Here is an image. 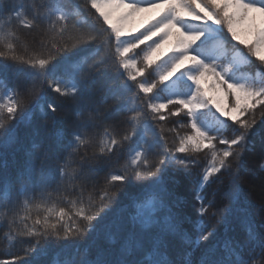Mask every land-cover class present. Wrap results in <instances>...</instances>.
<instances>
[{"label": "snow or ice", "instance_id": "6c2138e0", "mask_svg": "<svg viewBox=\"0 0 264 264\" xmlns=\"http://www.w3.org/2000/svg\"><path fill=\"white\" fill-rule=\"evenodd\" d=\"M0 48V193L24 212L2 218L29 238L0 264H264V163L242 185L245 156L264 158V0H0ZM35 106L44 123L15 127ZM202 153L189 234L176 193Z\"/></svg>", "mask_w": 264, "mask_h": 264}, {"label": "trees", "instance_id": "16d2710c", "mask_svg": "<svg viewBox=\"0 0 264 264\" xmlns=\"http://www.w3.org/2000/svg\"><path fill=\"white\" fill-rule=\"evenodd\" d=\"M25 3H27V0H24ZM134 2V0H133ZM74 3L80 5L83 7L84 0H74ZM87 9H85V12L87 13ZM20 34L22 37L30 42L31 39V33L28 29L21 28ZM2 50V48H0ZM163 52V51H161ZM167 53V52H164ZM45 100L47 101H55L56 103H61L59 97L57 94L49 91L48 94L45 97ZM111 103V102H110ZM227 104V102H226ZM63 109L61 110V113H58V115H63ZM215 111V109H213ZM37 117H40V109L39 106L33 107L32 112H30L28 115L25 116V118L22 121H18L15 127L17 128H25L30 127L34 124L38 123H44L43 119L41 118L39 121H37ZM177 118H169L168 122L165 123V128H172L174 126V122ZM181 123H186V121L181 120ZM119 130V129H118ZM183 131H187V129H184ZM169 140L172 139V134L168 133ZM264 138V124H259L255 128L254 132V142L256 144H259L261 139ZM127 146L125 148L124 155H127ZM197 159L200 161V166L191 168L190 175L183 177L181 179V183L179 185L178 191L176 193V196L179 198L181 205L184 207L185 211L187 212L188 219L185 223V228L189 232V234L195 233V225L198 220V217L196 216L195 209L198 207V203L195 200V187H196V181L198 179V175L201 171V168L203 167V164L205 162V154H200ZM245 167L247 169V172L243 176L242 179V185L247 190L249 188V185L251 183L256 182L261 174V164L264 163V158H262L258 151L249 152L245 156ZM122 162V161H121ZM115 166V165H114ZM106 173L105 172H99L97 175V179L93 181L92 183H95L97 187H102L104 184V177ZM223 188V185L220 181H217L215 183H212L207 189L206 194L211 197V195L215 192L219 195L221 189ZM139 190L134 187H126L121 189V191L118 193L119 201L117 204V207L119 210L127 213L130 205H131V198L138 192ZM257 190L252 191L251 199H253L256 202H259L260 196L257 195ZM87 195V193H85ZM7 209H14L20 213V215H23V208L22 204H12L7 203L5 204L3 193H0V261L9 260L13 255H22V249L28 246V237H15L9 241L6 238V233L8 232V225L7 220L2 218V214ZM40 214H43V211H40ZM37 215V210L33 209L32 216L35 218ZM27 223H31V221H27ZM213 227H215L217 230L222 231V228L219 224H217L215 221H212ZM246 228V221L243 217V214H239L233 224V230L236 233H242ZM54 259L53 254H49L48 257L44 258V264H51V261Z\"/></svg>", "mask_w": 264, "mask_h": 264}, {"label": "rangeland", "instance_id": "374dc122", "mask_svg": "<svg viewBox=\"0 0 264 264\" xmlns=\"http://www.w3.org/2000/svg\"><path fill=\"white\" fill-rule=\"evenodd\" d=\"M126 3H133V0H126ZM157 11L158 10H152V11H149V12H143V13L136 14V17H135L134 21H132L128 25V30L140 28V26L142 24H145L152 17H154L156 15V12ZM170 47H171V42H166L165 44L162 45V48H161L160 51L169 52ZM254 183L258 185L259 184V180H257ZM255 190H257L256 192H257V195L259 196V189H258V187Z\"/></svg>", "mask_w": 264, "mask_h": 264}]
</instances>
